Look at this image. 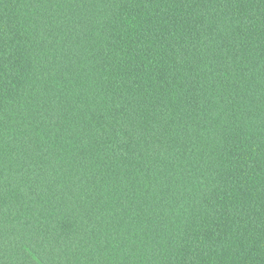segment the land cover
<instances>
[{
    "label": "trees",
    "instance_id": "1",
    "mask_svg": "<svg viewBox=\"0 0 264 264\" xmlns=\"http://www.w3.org/2000/svg\"><path fill=\"white\" fill-rule=\"evenodd\" d=\"M0 264H264V0H0Z\"/></svg>",
    "mask_w": 264,
    "mask_h": 264
}]
</instances>
